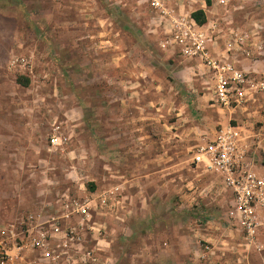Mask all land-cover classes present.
Masks as SVG:
<instances>
[{
    "label": "crops",
    "instance_id": "crops-1",
    "mask_svg": "<svg viewBox=\"0 0 264 264\" xmlns=\"http://www.w3.org/2000/svg\"><path fill=\"white\" fill-rule=\"evenodd\" d=\"M150 2L55 4L62 15L55 28L70 30L69 39L55 37L58 52L66 45L79 61L87 56L90 67L78 73H87L93 99L72 102L70 119L61 118L69 146H52L65 159L55 167L61 177L48 181L59 188L27 201L12 223L52 233L47 247L27 250L26 264H264V203L249 236L229 216L234 192L226 176L211 170L205 156L195 163L199 148L233 126L253 172L264 178V90L223 106L208 64H231V80L237 74L264 80V0H166V16ZM200 11L207 53L187 57L171 39V18L193 20ZM40 26L53 29L42 20ZM73 200L88 202L87 216H71ZM52 217L61 222L57 230Z\"/></svg>",
    "mask_w": 264,
    "mask_h": 264
},
{
    "label": "rangeland",
    "instance_id": "rangeland-1",
    "mask_svg": "<svg viewBox=\"0 0 264 264\" xmlns=\"http://www.w3.org/2000/svg\"><path fill=\"white\" fill-rule=\"evenodd\" d=\"M38 1L0 0V224L13 225L19 211L27 210V201L59 188L48 181L61 177L55 167L65 158L52 148L50 138L58 135L67 149L69 126L62 116L70 119L72 102L93 99L87 73H78L81 66L90 67L87 56L79 61L80 54H71L66 45L68 52H58L62 46L55 37L70 34L55 28L62 16L55 12L59 0H42L48 2L43 6ZM41 20L53 29L41 28ZM18 78L28 79V86L18 84Z\"/></svg>",
    "mask_w": 264,
    "mask_h": 264
},
{
    "label": "built area",
    "instance_id": "built-area-1",
    "mask_svg": "<svg viewBox=\"0 0 264 264\" xmlns=\"http://www.w3.org/2000/svg\"><path fill=\"white\" fill-rule=\"evenodd\" d=\"M166 0H151V5L161 10L162 15H167L163 9ZM171 39L182 48V54L187 57H205L209 38L193 19L184 17L171 18ZM209 66L217 78L216 98L223 106H231L245 101L246 91L250 93L264 90V80L255 82L247 76L235 75L232 80L228 74L233 72L231 64L218 61H208ZM62 139L58 135L50 138L51 146H59ZM195 163L202 161L200 156H205L210 162V169L223 173L226 176L225 184L234 192V202L229 216L236 219L253 236L258 226L257 207L264 203V178L258 177L253 172V158L249 156V149L241 140L239 130L233 126L221 127L215 141L198 149ZM71 216L89 213L87 201L73 200L67 206ZM68 212V213H69ZM54 230L61 222L52 217L49 221ZM21 228L15 225H0V264H26L27 250L44 249L49 245L52 233L48 228L42 229L39 234H33L27 229V221ZM67 234L68 239H75ZM80 264H91L88 259Z\"/></svg>",
    "mask_w": 264,
    "mask_h": 264
},
{
    "label": "trees",
    "instance_id": "trees-1",
    "mask_svg": "<svg viewBox=\"0 0 264 264\" xmlns=\"http://www.w3.org/2000/svg\"><path fill=\"white\" fill-rule=\"evenodd\" d=\"M193 19L198 23V24H204L205 22V16L204 13L202 11L194 13L192 15ZM17 83L22 85L23 87H27L29 84L28 79H17Z\"/></svg>",
    "mask_w": 264,
    "mask_h": 264
}]
</instances>
